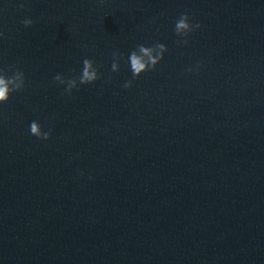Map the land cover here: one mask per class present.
Masks as SVG:
<instances>
[{
	"label": "clouds",
	"instance_id": "1",
	"mask_svg": "<svg viewBox=\"0 0 264 264\" xmlns=\"http://www.w3.org/2000/svg\"><path fill=\"white\" fill-rule=\"evenodd\" d=\"M190 16L187 12L182 13L175 22V34L179 37H184L182 41L177 43L187 44L186 39L189 33L196 29H199L201 25L199 23H191ZM25 27H31L33 20L26 18L21 21ZM4 36L3 32H0V38ZM167 51V46L163 43H156L152 46H145L144 44L137 45L136 49L133 50L128 56V63L132 72L133 79L139 78L141 74L154 71L156 65L164 58V53ZM113 62L111 70L118 72L120 69V60L123 58V53L115 51L112 54ZM15 66H10L11 71ZM75 71V70H73ZM100 79V73L95 62L92 59L85 58L83 60V66L78 77L73 76L65 78L62 74H57L53 77V80L58 84L65 85V93L71 95L74 89H77L79 85L92 84ZM26 78L23 71L16 69L12 71V75H8L7 71L0 69V104L6 103L11 94L22 91L25 88ZM125 88L132 87V80L126 81L123 85ZM30 134L42 140H49L51 138L50 131H43L38 121H32L30 123Z\"/></svg>",
	"mask_w": 264,
	"mask_h": 264
}]
</instances>
